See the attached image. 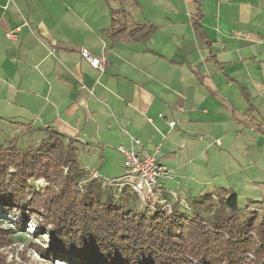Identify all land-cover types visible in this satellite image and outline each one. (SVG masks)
Masks as SVG:
<instances>
[{
	"label": "crops",
	"instance_id": "obj_1",
	"mask_svg": "<svg viewBox=\"0 0 264 264\" xmlns=\"http://www.w3.org/2000/svg\"><path fill=\"white\" fill-rule=\"evenodd\" d=\"M109 1L0 0V107L17 112L11 124L39 133L52 127L91 150L95 143L130 147L134 135L150 153L162 137L174 145L198 135L197 127L226 126L229 118L223 117L222 107L235 113L238 126L243 125L239 114L246 111L264 125V0H184L195 6L193 11L177 0H120L124 9L115 11ZM94 10L97 23L88 19ZM122 11L128 14L120 15ZM199 11L204 36L193 26ZM116 14L125 17L119 28L152 24L157 32L146 43L113 39L110 27ZM78 22L85 26L75 29ZM11 32L16 39L8 37ZM79 33L99 44H82L76 52L73 43ZM81 50L100 59L103 72ZM202 115L209 117L202 121ZM170 122L177 123L174 129ZM261 126L255 128V139L264 144ZM244 165H237L239 172L252 171L264 185L262 154L248 151ZM238 170L225 176L230 180ZM95 173L99 170H91ZM174 183L181 191L195 192L191 183L177 178ZM166 184L170 189L173 182Z\"/></svg>",
	"mask_w": 264,
	"mask_h": 264
},
{
	"label": "trees",
	"instance_id": "obj_2",
	"mask_svg": "<svg viewBox=\"0 0 264 264\" xmlns=\"http://www.w3.org/2000/svg\"><path fill=\"white\" fill-rule=\"evenodd\" d=\"M120 15L111 22L113 39L147 42L157 32L152 24L119 28L125 18ZM201 19L199 11L193 26L204 36ZM40 132L44 138L35 148L0 144V206L22 221L38 219L51 241L41 253L46 259L71 264H264V211L241 215L236 191L222 187L192 197L189 212L187 202L166 189V183L155 200H143L132 189L82 168L79 143L72 138L52 127ZM40 180L47 184L44 191L35 186ZM163 192L166 197L160 196Z\"/></svg>",
	"mask_w": 264,
	"mask_h": 264
},
{
	"label": "rangeland",
	"instance_id": "obj_3",
	"mask_svg": "<svg viewBox=\"0 0 264 264\" xmlns=\"http://www.w3.org/2000/svg\"><path fill=\"white\" fill-rule=\"evenodd\" d=\"M103 2L105 3V1ZM109 3L111 8L115 11L124 9V3L121 5L120 0H111ZM177 4L181 7H187L189 11H193L192 9L195 7L193 4L186 6L184 0H177ZM124 6L127 7L128 4L126 3ZM150 6L151 4L147 5L145 9H149ZM108 14L107 20L111 21L109 20L111 17ZM88 19L92 23L98 22L96 20L97 17H95V10L90 14ZM104 21L105 20H103V22ZM78 23L79 26L73 23L75 29H79L77 27L81 25L85 26L82 22ZM100 26L101 24L95 28H99ZM189 32L192 35L196 34L192 28H190ZM81 34L82 33H79L74 38L73 45L76 47V52L79 53L82 44H99L95 38L85 40L81 37ZM193 44L197 55V38H195ZM141 45L145 46L146 44ZM47 82L50 83V81ZM9 95H12V93L9 92ZM231 99L233 100V97H231ZM243 105L245 110L248 109V104ZM222 108L225 110L222 112L223 117L227 116L229 118L226 126H213L207 124L202 127H197L198 135L191 136L190 140L184 138H182V140L180 138L178 142L171 141L174 145H169L167 140H165L166 138L164 139V137H162L161 140L157 142L159 143V146H157L159 152L156 153L157 148H154V154L157 155L158 160L163 159V164L173 172L178 181L180 180L181 182L183 180L184 183H191V188L195 189V192H189V190L181 191V189L178 188L179 186L174 182L169 187L171 193L176 192L183 196V199L187 202L186 210L188 212L192 209V203H190V201L194 200L191 199L192 197L200 198L203 195L213 194L216 193L218 189L224 187L235 190L238 194L239 207L242 209L241 215L249 216V214L253 212L262 213L264 211V185H261L260 179H255L254 176L256 175L252 173V171L241 173L237 167V165L239 167L245 166L246 153L248 151L251 155L262 154L263 159L264 144L261 142L259 143L258 139H255V135L258 136L257 133H255L257 130L255 128L261 126V123L257 119H253L251 111H246L244 114H239L238 118L243 125L238 126L235 124L237 121L232 118L235 113L231 111L228 113L225 107ZM212 111L213 110H211V112ZM0 114L4 118V120L0 119V144L3 146L15 144L18 148L26 150L37 147L44 138V134L39 133L38 129L36 130L32 127L23 128L18 126L15 122L11 124L10 121H12L13 116L17 115L16 111H6L0 107ZM161 116L163 117L164 115L162 114ZM208 117L209 115H202L199 118H202V121H204ZM261 127L264 128V125ZM125 133L129 132L125 131ZM225 134H228V136ZM171 136L173 135H167V138ZM217 138H220V140ZM118 146L119 145L112 143L107 147H101L98 143H95V148L92 147L93 149L91 150L90 145L79 143L80 166L82 168H88L90 173L93 169L99 170L97 174L101 180L105 179L111 181L114 178L122 177L125 172L124 157L118 152ZM123 146H125V148L129 147V145ZM192 151H196L195 155L197 158L199 157L197 163L194 164L193 160L196 156L191 155ZM168 156H171V158H167ZM107 157H109V161L106 162ZM165 157L167 159H165ZM104 162L105 164H103ZM235 169L238 170V174H233V177L229 180V177L225 176V174ZM34 183L37 189L41 191H44L47 185L44 180ZM175 199V197L170 198L171 206L176 201ZM141 206L144 207L142 203H137L138 210H142ZM184 211L183 208H180V212ZM46 233L47 232L42 230L39 226L38 219L36 220V218L33 217V219L28 218L22 221L18 214L6 212V210L0 206V264H71L59 258L51 261L41 255L43 250L49 249L50 247L51 241Z\"/></svg>",
	"mask_w": 264,
	"mask_h": 264
},
{
	"label": "built area",
	"instance_id": "obj_4",
	"mask_svg": "<svg viewBox=\"0 0 264 264\" xmlns=\"http://www.w3.org/2000/svg\"><path fill=\"white\" fill-rule=\"evenodd\" d=\"M192 3L194 0H185ZM11 39H16L15 32L8 35ZM82 57L85 58L91 66L103 72V64L100 59L93 57L88 50H82ZM160 117H162L160 115ZM152 122V119H149ZM176 122H170L169 127L174 129ZM118 152L124 157V175L118 180H111L109 184L118 183L122 188H130L143 200L151 198L156 199V192H160L163 184L174 182L176 180L173 172L167 166L160 163L157 155L146 151L141 141L131 137V147L120 146ZM159 152L157 148L156 153ZM165 203V202H162ZM169 207V206H168Z\"/></svg>",
	"mask_w": 264,
	"mask_h": 264
},
{
	"label": "bare ground",
	"instance_id": "obj_5",
	"mask_svg": "<svg viewBox=\"0 0 264 264\" xmlns=\"http://www.w3.org/2000/svg\"><path fill=\"white\" fill-rule=\"evenodd\" d=\"M120 188L122 189V187L120 186Z\"/></svg>",
	"mask_w": 264,
	"mask_h": 264
}]
</instances>
